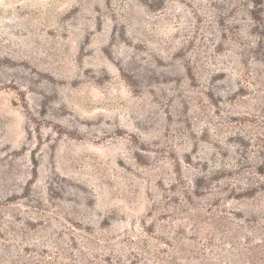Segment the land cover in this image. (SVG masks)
Wrapping results in <instances>:
<instances>
[{
	"label": "rangeland",
	"instance_id": "rangeland-1",
	"mask_svg": "<svg viewBox=\"0 0 264 264\" xmlns=\"http://www.w3.org/2000/svg\"><path fill=\"white\" fill-rule=\"evenodd\" d=\"M0 264H264V0H0Z\"/></svg>",
	"mask_w": 264,
	"mask_h": 264
},
{
	"label": "trees",
	"instance_id": "trees-1",
	"mask_svg": "<svg viewBox=\"0 0 264 264\" xmlns=\"http://www.w3.org/2000/svg\"><path fill=\"white\" fill-rule=\"evenodd\" d=\"M33 160H34V158H33ZM34 167H35V164H34ZM34 176H35V171H33V178H34ZM31 182H32V179L28 181L27 186H28Z\"/></svg>",
	"mask_w": 264,
	"mask_h": 264
}]
</instances>
